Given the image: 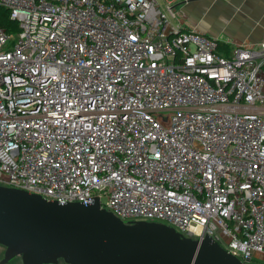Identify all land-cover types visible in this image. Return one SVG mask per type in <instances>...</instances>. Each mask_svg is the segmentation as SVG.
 <instances>
[{
	"label": "built area",
	"instance_id": "2783aa9c",
	"mask_svg": "<svg viewBox=\"0 0 264 264\" xmlns=\"http://www.w3.org/2000/svg\"><path fill=\"white\" fill-rule=\"evenodd\" d=\"M0 7V185L264 264V40L225 51L157 0Z\"/></svg>",
	"mask_w": 264,
	"mask_h": 264
},
{
	"label": "water",
	"instance_id": "95a60500",
	"mask_svg": "<svg viewBox=\"0 0 264 264\" xmlns=\"http://www.w3.org/2000/svg\"><path fill=\"white\" fill-rule=\"evenodd\" d=\"M0 264H243L211 237H184L158 221L125 222L90 203L49 200L0 185ZM263 264V263H261Z\"/></svg>",
	"mask_w": 264,
	"mask_h": 264
},
{
	"label": "crops",
	"instance_id": "0c3cea01",
	"mask_svg": "<svg viewBox=\"0 0 264 264\" xmlns=\"http://www.w3.org/2000/svg\"><path fill=\"white\" fill-rule=\"evenodd\" d=\"M171 6L172 26L206 34L235 45L264 40V0H157ZM14 264H19L16 262Z\"/></svg>",
	"mask_w": 264,
	"mask_h": 264
},
{
	"label": "trees",
	"instance_id": "16d2710c",
	"mask_svg": "<svg viewBox=\"0 0 264 264\" xmlns=\"http://www.w3.org/2000/svg\"><path fill=\"white\" fill-rule=\"evenodd\" d=\"M0 26L3 27L8 34H15L18 31V26L15 21L9 18L8 11L0 7ZM220 49L228 51L230 45L219 40Z\"/></svg>",
	"mask_w": 264,
	"mask_h": 264
},
{
	"label": "rangeland",
	"instance_id": "374dc122",
	"mask_svg": "<svg viewBox=\"0 0 264 264\" xmlns=\"http://www.w3.org/2000/svg\"><path fill=\"white\" fill-rule=\"evenodd\" d=\"M4 251H5V247L0 245V259L3 257ZM16 262H19V264H21L20 257H15L11 261H9L7 264H14ZM258 263H259V261H253L250 264H258ZM60 264H64V263H60Z\"/></svg>",
	"mask_w": 264,
	"mask_h": 264
}]
</instances>
